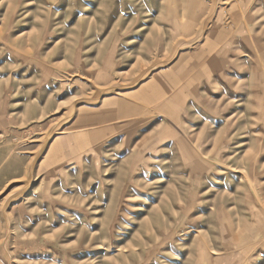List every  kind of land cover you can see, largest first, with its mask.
I'll return each instance as SVG.
<instances>
[{
	"label": "rangeland",
	"instance_id": "1",
	"mask_svg": "<svg viewBox=\"0 0 264 264\" xmlns=\"http://www.w3.org/2000/svg\"><path fill=\"white\" fill-rule=\"evenodd\" d=\"M0 264H264V0H0Z\"/></svg>",
	"mask_w": 264,
	"mask_h": 264
},
{
	"label": "crops",
	"instance_id": "2",
	"mask_svg": "<svg viewBox=\"0 0 264 264\" xmlns=\"http://www.w3.org/2000/svg\"><path fill=\"white\" fill-rule=\"evenodd\" d=\"M122 110H123V107L122 106H118V109L117 110H114V111H122Z\"/></svg>",
	"mask_w": 264,
	"mask_h": 264
}]
</instances>
